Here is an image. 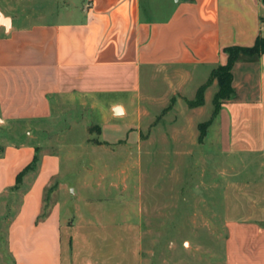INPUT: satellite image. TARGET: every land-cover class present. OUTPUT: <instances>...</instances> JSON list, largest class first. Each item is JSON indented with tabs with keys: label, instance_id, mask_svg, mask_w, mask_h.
Wrapping results in <instances>:
<instances>
[{
	"label": "crops",
	"instance_id": "1",
	"mask_svg": "<svg viewBox=\"0 0 264 264\" xmlns=\"http://www.w3.org/2000/svg\"><path fill=\"white\" fill-rule=\"evenodd\" d=\"M257 38L264 39L263 0H0V264H142L134 210L81 197L61 178L60 152L71 148L62 136L77 131L62 120L131 111L136 126L122 139L115 131L103 139L95 125L102 144L92 145L91 127L80 130L83 146L112 154L131 132L139 146L144 131L148 144L200 146L196 126L215 80L203 106L180 111L198 119L187 127H143L150 115L142 104L194 100L226 64V48H249ZM231 71L234 96L210 125L225 115L229 151L264 156V55L242 56ZM124 182L115 176L108 187ZM81 183L91 187L92 177ZM226 228L224 264H264V224Z\"/></svg>",
	"mask_w": 264,
	"mask_h": 264
},
{
	"label": "rangeland",
	"instance_id": "2",
	"mask_svg": "<svg viewBox=\"0 0 264 264\" xmlns=\"http://www.w3.org/2000/svg\"><path fill=\"white\" fill-rule=\"evenodd\" d=\"M146 81L143 79L144 88L148 87ZM160 94L162 87L156 88L155 95ZM142 105L150 115L143 127L180 129L188 122H198L192 113L180 112L188 102ZM173 108L177 110L167 112ZM212 114L209 100L200 109L196 126L200 146L180 145L177 149L182 150H176L174 144L171 148L148 144L144 142L149 137L145 131L139 146L131 140V132L124 140L126 146L115 154L106 147L83 146L80 130L91 127L92 145L102 144L95 125L106 133L103 139H109L107 132L112 131L119 133L117 140L122 139L127 128L136 126L131 111L116 120H109L98 110L73 113L62 120L63 125L77 131L62 136L71 142V148L60 152L61 178L81 197L102 199L100 203L106 207L123 202L127 210H134L141 225L142 264H224L227 223L264 224V156L232 154L226 116H217L206 128ZM201 128L206 129L204 137ZM85 175L92 177L93 183L81 188ZM115 176L124 177V189L123 185L108 187Z\"/></svg>",
	"mask_w": 264,
	"mask_h": 264
},
{
	"label": "trees",
	"instance_id": "3",
	"mask_svg": "<svg viewBox=\"0 0 264 264\" xmlns=\"http://www.w3.org/2000/svg\"><path fill=\"white\" fill-rule=\"evenodd\" d=\"M264 1V0H263ZM227 54V62L225 65H220L212 70L208 81L199 87L194 100L188 101L190 108L203 106L204 104V92L209 85L215 80L217 82V91L212 99L213 116L216 114L220 105L228 100H231L234 96V89L232 87V67L238 59L242 56L246 57H258L264 55V39L257 38L252 47H238L232 46L225 49ZM211 121V120H210ZM210 121L207 123L206 128L210 125ZM203 137L205 136L206 129L201 128Z\"/></svg>",
	"mask_w": 264,
	"mask_h": 264
},
{
	"label": "water",
	"instance_id": "4",
	"mask_svg": "<svg viewBox=\"0 0 264 264\" xmlns=\"http://www.w3.org/2000/svg\"><path fill=\"white\" fill-rule=\"evenodd\" d=\"M113 113L114 115L119 116L120 114H122V111L119 107H117V108H114Z\"/></svg>",
	"mask_w": 264,
	"mask_h": 264
}]
</instances>
